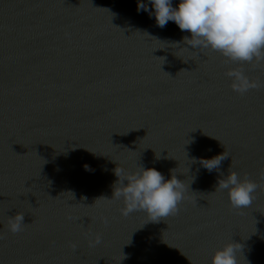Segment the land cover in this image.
<instances>
[{"label": "water", "instance_id": "water-1", "mask_svg": "<svg viewBox=\"0 0 264 264\" xmlns=\"http://www.w3.org/2000/svg\"><path fill=\"white\" fill-rule=\"evenodd\" d=\"M185 36L137 0H0V264H210L232 241L238 264H264V59ZM229 70L258 86L234 91ZM224 151L219 171L192 163ZM140 165L183 181L177 213L106 199L113 169ZM229 168L258 185L247 208L215 191Z\"/></svg>", "mask_w": 264, "mask_h": 264}, {"label": "clouds", "instance_id": "clouds-1", "mask_svg": "<svg viewBox=\"0 0 264 264\" xmlns=\"http://www.w3.org/2000/svg\"><path fill=\"white\" fill-rule=\"evenodd\" d=\"M140 11L154 17L161 29L172 21L181 32L190 33V37L183 38L188 48L210 49L233 62L264 59V0H176L175 6L173 0H137V12ZM225 75L232 81V89L240 94L258 86L242 70H229ZM228 156L224 151L211 158H192V163L198 162L211 173L219 171ZM84 167L88 170L87 165ZM113 172L117 180L111 198L101 197L122 200L121 215L142 210L149 216L148 221L158 222L178 212L186 189L173 170L168 178L155 167L142 165L134 172L117 167ZM220 176L215 191H226L233 208L249 207L258 185L248 178L241 179L230 168L227 175L220 173ZM24 224V214L15 213L9 217L7 227L15 234ZM94 243H100L99 236ZM238 251H242L240 243H225L214 250L210 264H238Z\"/></svg>", "mask_w": 264, "mask_h": 264}]
</instances>
